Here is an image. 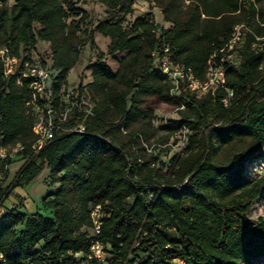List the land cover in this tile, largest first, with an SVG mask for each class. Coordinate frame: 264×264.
<instances>
[{"label": "trees", "instance_id": "1", "mask_svg": "<svg viewBox=\"0 0 264 264\" xmlns=\"http://www.w3.org/2000/svg\"><path fill=\"white\" fill-rule=\"evenodd\" d=\"M98 1L110 12L92 23L86 38L98 32L109 39V54L124 55L115 71L100 59L88 65L97 101L85 132L55 135L34 151L36 135L24 104L30 91L4 75L0 60V144L24 146L17 153L23 162L0 185V209L44 166L49 183L58 184L40 200L49 215L18 211L22 200L0 213V252L7 264H84L90 208L96 204L105 211L100 238L110 247V264H128L140 253L138 264H157L169 255L187 264L262 261L264 217L254 222L248 211L264 192V174L250 178L245 170L264 146V38L256 39L264 37V0H187L183 7L151 0L168 27L144 17L124 27L134 0ZM69 2L0 0V46L17 55L23 45L49 42L58 71L55 91L66 83L86 41L78 30L87 15L68 22ZM240 23L252 33L239 48V63L225 68L233 92L229 105L222 102L224 89L172 94L153 53L167 54L204 78L210 54ZM154 99L179 109L178 119L160 125L165 135H187L184 154L173 155L165 170L153 165L161 150L145 146L158 131ZM10 161L0 159V171ZM165 227L175 228L177 237L169 238Z\"/></svg>", "mask_w": 264, "mask_h": 264}, {"label": "built area", "instance_id": "2", "mask_svg": "<svg viewBox=\"0 0 264 264\" xmlns=\"http://www.w3.org/2000/svg\"><path fill=\"white\" fill-rule=\"evenodd\" d=\"M248 32L252 33L245 23L236 24L233 27L231 36L210 54L204 78H198L183 64L174 62L167 54L158 56L157 53H153L158 68L171 82V93L178 94L183 90L214 95L218 89H224L226 95L222 98V102L226 106L229 105L233 92L226 87L225 68L227 64L239 63V48ZM263 38L256 36L257 40ZM167 51L168 48H165L164 52ZM46 55L51 59L50 64L45 58L36 56L29 50L21 49L16 55L9 46H0V60L4 75L12 77L19 85H26L30 91V97L24 104L32 122V131L36 135V140L31 145L34 151L39 150L46 140L55 135L85 132V122L88 117L95 114L97 101L88 82H80L71 87L65 83L58 91H55L58 71L52 66L49 48ZM183 107L181 105L179 108ZM23 147L21 143L12 147L0 144V159H13ZM2 178L3 173L0 172V181ZM150 197L151 195L149 199ZM104 216L105 211L102 205L91 206L88 252L84 264H110V247L100 238ZM0 264H7V259L1 252ZM157 264H187V262L181 256L169 255L159 260Z\"/></svg>", "mask_w": 264, "mask_h": 264}, {"label": "rangeland", "instance_id": "3", "mask_svg": "<svg viewBox=\"0 0 264 264\" xmlns=\"http://www.w3.org/2000/svg\"><path fill=\"white\" fill-rule=\"evenodd\" d=\"M176 6L183 7L187 4V0H169ZM9 5H13L15 0H8ZM78 12L75 14V12ZM110 10L98 0H70L67 7L68 22L71 20L79 19L83 14H86V18L79 24L78 34L82 39H86L82 53L78 62L72 67L67 76L66 84L71 87L78 83H87L91 80V71L88 69V65L98 59H100L109 69L115 71L118 68L119 60L124 55L123 53L109 54L107 52V46L109 39L98 32L93 34V37L87 39V32L92 27V23H96L98 20L104 18ZM138 17H144L153 20L155 23L161 24L164 27H168L169 23L164 21L163 14L159 6H157L151 0H134L131 13L127 14L123 22L124 27H129L130 23ZM91 20V24L88 22ZM39 23H34V28L37 29ZM44 40H37L36 44L29 48L27 45H23L21 48L33 52L36 56H41L46 59L47 63H51V59L46 55L50 46ZM47 47V48H46ZM151 106L154 108L155 119L154 126L158 129L157 135L147 145H145L148 151L155 149V153L161 150L159 160L153 164L155 167H162L163 170L167 169L171 157L175 154H184V148L186 146L187 135L176 133L171 136L165 135V132L161 130L160 125L164 124L168 119H178L180 116L179 109L169 104L160 103L157 100H151ZM10 163L5 167V170H1L3 173V179L5 182L1 186H5L12 179L15 171L23 162V158L19 156L10 159ZM245 173L250 178H255L264 174V146L260 148L258 154L254 158H251L246 163ZM57 183H49L48 180V168L44 166L42 171L28 184L24 186L16 187L11 193L9 199L4 203L3 208L0 209V213L5 209L13 207V203H18L21 200V205L18 206V211L22 212H34L39 211L45 215H49L50 212L47 208L40 206V200L42 198L47 199L57 188ZM131 200V199H130ZM248 216L254 222L260 217H264V192L262 196L256 199L248 211ZM21 226L18 227V230ZM169 238L177 237L175 228L165 227L163 229ZM41 245L38 244V247ZM142 255L141 253L135 257L133 262L128 264H138ZM72 264H78L72 263ZM126 264V263H123ZM255 264H264V259Z\"/></svg>", "mask_w": 264, "mask_h": 264}, {"label": "crops", "instance_id": "4", "mask_svg": "<svg viewBox=\"0 0 264 264\" xmlns=\"http://www.w3.org/2000/svg\"><path fill=\"white\" fill-rule=\"evenodd\" d=\"M47 42V41H46ZM49 44V42H47Z\"/></svg>", "mask_w": 264, "mask_h": 264}]
</instances>
